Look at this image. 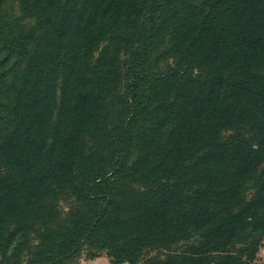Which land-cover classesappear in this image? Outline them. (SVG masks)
<instances>
[{
  "label": "trees",
  "instance_id": "1",
  "mask_svg": "<svg viewBox=\"0 0 264 264\" xmlns=\"http://www.w3.org/2000/svg\"><path fill=\"white\" fill-rule=\"evenodd\" d=\"M263 244L264 0H0V264Z\"/></svg>",
  "mask_w": 264,
  "mask_h": 264
},
{
  "label": "rangeland",
  "instance_id": "2",
  "mask_svg": "<svg viewBox=\"0 0 264 264\" xmlns=\"http://www.w3.org/2000/svg\"><path fill=\"white\" fill-rule=\"evenodd\" d=\"M12 9L16 10V6L14 4L7 6V10H9V12ZM151 255H154V253ZM73 264H109V259L107 258L104 252L100 253L99 256L96 258H90L87 250L83 248L76 255ZM256 264H264V258H259Z\"/></svg>",
  "mask_w": 264,
  "mask_h": 264
},
{
  "label": "crops",
  "instance_id": "3",
  "mask_svg": "<svg viewBox=\"0 0 264 264\" xmlns=\"http://www.w3.org/2000/svg\"><path fill=\"white\" fill-rule=\"evenodd\" d=\"M259 258H264V244H263V247L261 248V250L259 251L258 259Z\"/></svg>",
  "mask_w": 264,
  "mask_h": 264
}]
</instances>
